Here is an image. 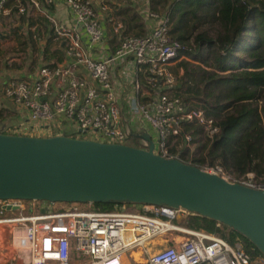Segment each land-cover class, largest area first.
I'll use <instances>...</instances> for the list:
<instances>
[{
  "label": "built area",
  "instance_id": "2783aa9c",
  "mask_svg": "<svg viewBox=\"0 0 264 264\" xmlns=\"http://www.w3.org/2000/svg\"><path fill=\"white\" fill-rule=\"evenodd\" d=\"M119 2L135 9L149 26L147 32L122 34L123 22L110 13ZM57 4L68 8L69 23L46 12ZM28 6L50 21L64 62H42L2 83L4 97L26 117L11 130L14 134L66 132L69 137L125 144L129 130L148 129L154 133L155 151L178 158L169 147L182 123L199 126L204 137L218 131L203 109L189 108L171 93L176 76L170 64L185 58L180 55L183 46L170 36L169 17L154 10L150 0H0V16L14 10L23 14ZM104 22L114 48L106 40ZM185 139L190 143L191 135L186 133ZM203 169L264 192V181L253 172L234 176L218 166ZM24 201L0 200L2 209L9 206L6 211L21 213L0 220L25 225L17 240L28 258L24 264H264L263 255L252 257L240 242L230 244L205 230L179 226L189 215L182 208L130 203L98 210L92 203H79L57 211L49 201Z\"/></svg>",
  "mask_w": 264,
  "mask_h": 264
},
{
  "label": "trees",
  "instance_id": "16d2710c",
  "mask_svg": "<svg viewBox=\"0 0 264 264\" xmlns=\"http://www.w3.org/2000/svg\"><path fill=\"white\" fill-rule=\"evenodd\" d=\"M150 5L169 17L170 36L183 46L180 55L185 58L177 63L182 73L176 76L171 93L189 108L203 109L218 126V131L205 136L196 151H190L185 134H190L192 141L202 131L195 124L182 123L169 152L200 168L218 166L234 176L253 172L256 179L264 178V0H150ZM114 14L124 24L122 34L144 32L133 7L118 9ZM18 15L29 24L47 21L33 19L26 12ZM16 36L21 50L33 41L31 31ZM56 45L53 49L51 37L45 38L41 55L48 65L62 60V44ZM3 116L5 112L0 110V132L14 134ZM62 135L70 136L66 132ZM124 143L146 147L131 134ZM92 204L98 210H113L123 203ZM5 213L0 207V218ZM183 224L213 233L230 244L240 242L252 257L262 255L247 238L211 218L189 213Z\"/></svg>",
  "mask_w": 264,
  "mask_h": 264
},
{
  "label": "water",
  "instance_id": "95a60500",
  "mask_svg": "<svg viewBox=\"0 0 264 264\" xmlns=\"http://www.w3.org/2000/svg\"><path fill=\"white\" fill-rule=\"evenodd\" d=\"M128 133L146 147L0 132V200L182 208L233 229L264 256L263 191L163 157L147 131Z\"/></svg>",
  "mask_w": 264,
  "mask_h": 264
},
{
  "label": "rangeland",
  "instance_id": "374dc122",
  "mask_svg": "<svg viewBox=\"0 0 264 264\" xmlns=\"http://www.w3.org/2000/svg\"><path fill=\"white\" fill-rule=\"evenodd\" d=\"M31 43V42H29ZM32 50L30 53L27 51H22L21 46L14 40L7 38V41H4V44L0 46V110L5 112V119L4 121H7V125H11V128H14L18 125L16 119H13L12 117V109L13 103L4 97L1 87L2 82L7 80L9 77H16L17 74L22 71V67L25 66L31 61L32 58L37 57L38 51L33 50L31 46H29ZM189 58V56H187ZM183 60V58H179L175 61H173L170 64V70L173 75L179 76L182 73V69L177 66V63L179 61ZM19 66L22 67L15 68L13 66ZM16 74V75H13ZM262 102V101H261ZM261 104V103H260ZM11 110V111H10ZM261 119H262V125L264 126V114L261 113ZM13 125V126H12ZM10 129V128H9ZM136 131L143 132L144 130L141 128H136ZM30 134L35 133V135L38 134H46L42 130H28ZM205 137L202 134H198L194 137V139L188 143V147L190 151H196L198 147L205 141ZM182 144V143H181ZM158 153V150L156 151ZM189 160V158H188ZM206 168V167H203ZM255 175V174H254ZM258 180L264 181L263 177L257 178ZM25 204L28 205V201ZM40 202V201H38ZM53 203V210H65L67 208H71L72 206H78L80 202H52ZM83 204V203H81ZM39 204L35 203V207H37ZM82 206V205H81ZM36 213V208L33 211ZM21 213L18 211H6V213L3 215L5 217H18L21 216ZM23 215H26V213L22 212ZM4 217V218H5ZM1 219V218H0ZM183 219L179 220V223L183 226ZM21 224V223H20ZM18 225V223L15 222H1L0 223V264H24L27 261V255L26 253L19 247L18 244V238L19 235L23 233V231H26L25 225Z\"/></svg>",
  "mask_w": 264,
  "mask_h": 264
},
{
  "label": "crops",
  "instance_id": "0c3cea01",
  "mask_svg": "<svg viewBox=\"0 0 264 264\" xmlns=\"http://www.w3.org/2000/svg\"><path fill=\"white\" fill-rule=\"evenodd\" d=\"M94 2H95V4H97L99 2V0H94ZM9 5H10V3H7V6H9ZM127 7H131L130 4H128V2H119V3L115 4L114 7H111L110 13L114 14V12H116L118 9L127 8ZM46 12L49 13V15L51 17L55 18L57 21H61L62 23H69L70 13H69L68 8L66 6H64V5L57 4L56 6L48 7L46 9ZM26 13H27V15H30V17L33 18V19H37V18L41 17V18H45L47 21H45V23L36 21L35 24H29L27 20H22L21 21L20 18H19L18 13L15 10L9 16L8 15L0 16V46H2L4 44V41H7V38H10V39L12 38V39H14L17 42V38L18 37L16 36V33L17 34H20V33L21 34L22 33L27 34V32L31 31L33 34L36 35L35 39L32 38L33 41H29L31 43L28 42L27 46L22 51H27L28 53H30L32 50L30 49L29 46H31V48L33 50L38 51L37 57L32 58L31 61L26 65V67L25 66L22 67L21 65L13 66L15 68L22 67V69H21L22 71H20L17 74V76L28 74L29 72L33 71L34 68L38 64H40L42 62L43 63H47L43 59V56L41 55V50H42V46L45 43V38L51 37V43H52L53 49H56L58 47L56 45V43L53 42V40H52V34H50L51 23L47 19V17H45L39 11H37L35 9H32L31 7H27ZM142 23H143L144 32L141 33V34H144L149 29V26L146 25L143 21H142ZM45 24H48V26L46 27ZM104 27H105V22H104ZM12 28H15L17 30L13 32ZM37 31H39L40 33H38ZM105 32L107 33L106 40L109 41V46L111 48H114V44H113L114 39H112L113 37H111V39H110V36H109V33H108V27H105ZM19 45L22 48V45L21 44H19ZM61 52L63 53V49H61ZM0 53H2V51H0ZM61 62H64V55L63 54H62V60L60 62H58V63H61ZM13 75H16V74H13ZM1 91H2V87H1ZM13 107L14 108L12 109V111L10 110L12 112L13 119H16L17 123H19L20 121L25 120L26 117L24 116L23 111L20 110L19 108H17L16 106H14V105H13ZM143 130L147 131L151 136H154V133L151 132L150 130H148V129H143ZM133 131L134 132H139V131H136V129H134ZM1 222H3V221L0 220V223Z\"/></svg>",
  "mask_w": 264,
  "mask_h": 264
},
{
  "label": "bare ground",
  "instance_id": "6f19581e",
  "mask_svg": "<svg viewBox=\"0 0 264 264\" xmlns=\"http://www.w3.org/2000/svg\"><path fill=\"white\" fill-rule=\"evenodd\" d=\"M6 221H10V220H6ZM137 254V253H136Z\"/></svg>",
  "mask_w": 264,
  "mask_h": 264
}]
</instances>
